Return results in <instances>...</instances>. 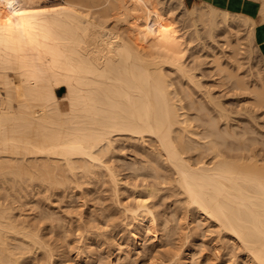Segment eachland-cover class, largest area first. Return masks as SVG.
Segmentation results:
<instances>
[{
    "label": "bare ground",
    "instance_id": "1",
    "mask_svg": "<svg viewBox=\"0 0 264 264\" xmlns=\"http://www.w3.org/2000/svg\"><path fill=\"white\" fill-rule=\"evenodd\" d=\"M61 1L0 0V264H91L110 245L101 225L113 228L120 218L124 232L109 237L126 247L114 250L113 264L131 263L146 234L171 239L170 264H199L193 239L201 222L239 246L244 259L234 264H264V158L244 140H228L234 111L192 72L206 56L195 48L198 27L224 39L238 61L246 39L235 18L245 20L254 42L264 0H248L254 16L185 0L175 8L172 0ZM175 10L191 25H179ZM206 54L264 108V79L250 88L218 53ZM189 110L199 113L195 119ZM235 149L251 155L234 159ZM105 185L114 207L104 196L101 204ZM70 197L79 209L69 210ZM169 198L172 218L180 203L189 206L186 243L176 241L182 218L173 225L168 209L156 210Z\"/></svg>",
    "mask_w": 264,
    "mask_h": 264
},
{
    "label": "rangeland",
    "instance_id": "2",
    "mask_svg": "<svg viewBox=\"0 0 264 264\" xmlns=\"http://www.w3.org/2000/svg\"><path fill=\"white\" fill-rule=\"evenodd\" d=\"M60 1L61 0H49V2L53 3V4L60 3ZM162 1L164 2V1H167V0H162ZM168 1H170V0H168ZM171 2L168 3L169 7L171 6V7L175 8L176 5H177L176 7H178V0L177 1L176 0H172ZM198 3H200V2H198ZM258 3H259V5H261V2L259 0H257V4ZM173 5H175V6H173ZM191 6H193V5H189V7H191ZM175 11H177V10H175ZM175 13H177V14L174 15V18H177L178 14H179V11H177ZM256 16L255 17L257 19L256 18L255 19L260 21V23L257 25V35H256L255 40H254L255 43L249 40L250 33H249V30H248V27H247V23L245 22V20L243 18H241V17H238V16L235 18V20L240 22L239 23L240 27L237 29L238 32H239V36H241V38L243 40L246 39V41H244L245 45L243 46V50L240 51V54L238 55V61L237 60L235 61L233 58L230 57V54L228 53L229 49L225 48V46H224V39H222L221 37H217L215 39H210L207 36L208 34L205 35L207 33L206 29H203V26L200 25L198 28H200L199 34L202 36V38H201V40H199L198 43L195 42L196 44L195 43L194 44H195L196 50L199 51V52L201 51L202 46L205 49V50L203 49L200 52V53L204 52L203 54H199L200 59H201V56H204V54L206 56H204L205 58L203 57L201 59V62L198 59V62H200V66L198 65L197 67H200V68H197L196 66H194V67H196L195 69H199V70L194 71V69H193L192 72H194V74L197 76V78H199L202 81V83L205 84L208 87L209 90H211V93H213L214 97H216L217 99L222 101L229 110L234 111V113L232 114L233 121L231 122V127L229 129L232 132V136L233 137L232 136L228 137V140L230 142H232V144H235V145L238 143V139H239V141L244 140L245 144L247 143V146L250 147L249 149H250L251 152L249 151L248 147L246 146V149L248 150V152H250L252 154V153H255V151H256V154H257V152L259 153V154H257L258 156L260 154L263 155V156L260 155V158H262V157L264 158V108L257 107L255 105H253L251 103L252 101L250 102V100L247 99V96H246L247 94L250 93V92L248 93V90L250 91V89L246 90L244 87H242L243 90H242L241 87L239 89L237 87V86H239V84H237V82L234 80L235 78L233 79L226 72H223V71L220 72L216 68V66H214L215 63L213 61H211L212 58L210 59V57L206 54V53H209V52L218 53V55H219V57H220L222 62L229 63L228 66L232 70L237 71L235 73H237L240 76H243L244 80L247 83L250 82L249 85H248L250 88L251 87L253 88V86L255 85V86L259 87V88L256 87V89L259 90L261 88V86H262L260 84L261 81H259V80H263L264 79V42L261 41V39H262L261 35H264V22L261 21L262 20V16H260V14H258ZM185 18H186L185 16L181 17V18H179V16H178V19L180 20L179 21L177 19L179 21V25L180 24H189V25H191L190 21L186 20ZM97 19H99V17H97ZM177 25H178V23H177ZM204 32H206V33H204ZM196 45L198 47H196ZM198 53L196 55H198ZM208 57H209V60H208ZM187 60H189L188 63H187V65L189 66L190 65L189 62H191L190 61L191 59L188 58ZM196 63L197 62L191 64L192 68H193V65L196 64ZM237 66L239 67L238 69H237ZM170 74H172V73H170ZM226 74H228V75H226ZM228 76H229V78H228ZM170 77L172 78V80L174 82V85L176 83L177 86L175 85V87H178V84H177L178 82L177 81L179 79L175 80V78L177 76L175 77V75H172ZM252 79H255V80L258 79L257 80L258 83H256L257 81L253 82ZM182 81H183V83H185L184 80H182ZM219 81H221V82H219ZM179 82H180V80H179ZM215 84H217L219 86H216ZM250 84H251V86H250ZM263 85H264V82H263ZM262 89H263L262 91H264V87H262ZM64 93H65V89H64L63 93L59 94V96H62ZM194 97L197 100H201L200 99L201 97H200L199 94L194 95ZM203 102H206V101L204 100ZM186 113L189 114L188 117L194 118V119L196 118L194 116H197L199 114L198 112H195V110H193V111L189 110V112H186ZM196 122L197 121H194L191 124L194 125V123H196ZM225 126L226 125H220L219 127H221V129L224 130ZM240 139H242V140H240ZM236 140H237V142L234 143L233 141H236ZM129 146H131V144L127 145V147H129ZM128 151L129 150H125V153L124 152H122V153H124L125 156H126V154L129 153ZM226 151L228 152V150H226ZM235 151L232 150L231 151V153L233 152L232 154L229 153V152L228 153H229V155L231 154L230 155L231 157H233V155H234V157H233L234 159H239V160L242 159L243 154L247 155V153H248V152H246V150H245V152H243L244 149L242 151H241V149H235ZM252 151H254V152H252ZM234 153H238L237 155L239 157H237V155L234 154ZM240 153H243V154H240ZM250 155L248 154L246 157H249ZM129 156L130 155H127L126 157L129 158ZM246 159H244V160H246ZM117 170H118L119 175L124 180H127V179L129 180L130 179L131 175L129 173H131V170L128 169V166H125V165L120 163V165L118 166ZM139 183H141V181H139ZM105 186H106V187H104L105 190L104 189H102V190L106 191V192H103L101 190V197H102L101 199H103L101 201V204L105 203L104 202L105 201L104 197H105L106 200H107V203H110L112 205V207H114L115 206V205H113L114 202H113V204L111 203L113 199L110 197V193H108V191L106 190L108 185H105ZM125 193H124V195H127V196L129 195L128 193L127 194H125ZM71 197L74 198L73 195ZM71 197L69 198V201L67 199V202H69V204H70L69 210H72L74 205L75 206L78 205V204L80 205V202H81L79 200L80 198H78V196L75 195V197H77V199L79 201L74 198L75 199L74 203L77 202L76 204H74L72 202V198ZM124 197H126V196H124ZM130 198L128 199V201L132 200ZM70 200H71V202H70ZM67 202H66L65 205L63 204V208L64 209H65L64 206H66V205H67V208H68L69 204H67ZM94 203H96V200L94 201ZM71 204L72 205L74 204V205L71 206ZM183 204L184 203H180L181 211H180L179 214H174L173 218H172L171 210H172L174 205H172V203L170 202V198L166 199L165 202H163V204H162L163 206L160 205L161 207H157V209H156V210H159V211L166 209V210H164L165 212L169 210L167 214L171 215V216L169 215V217H171L172 221H174V223H171L173 225L175 224V220H174L175 218H177L179 216H180V218H182V220H181V224H182L181 230L178 227V229L180 230L179 231V235L180 236L177 238L178 240H176V241H179V242L183 241L182 240V239H184V238H182L184 236L183 234H186L188 231H190V229H189L190 227L188 226V223H189L190 219L187 216L189 214H191V213L188 211L189 210L188 209L189 206L187 204H185V205H183ZM106 205H109V204H106ZM171 205H172V208L169 207ZM75 206H74V208H75ZM76 208L79 209L78 207H76ZM65 210H67V209H65ZM116 210H117V208H116ZM161 212H163V211H161ZM169 212H171V213H169ZM121 221H122L121 218L119 220H116V225L117 226H114L113 228L112 227L106 228L107 227L106 225H103V226L101 225V228H102L101 229L102 230L101 231L102 239L106 240V241L110 240L109 241L110 243L109 242L108 243L110 244L109 247H111V248H109L107 245H106L107 247L103 246L102 248L103 249L107 248V250L106 249L103 250L101 248L102 249L101 251H103L102 253H100L101 256L99 255L97 257V260H95L94 262L91 259V264H94V263H96V264H113L115 254L116 253H121L122 251H120V250H124L125 249L126 246L123 245V240H122V242L121 241L118 242V240L117 241L115 240L117 242L116 243L115 241L113 242V240L111 241V237H109L110 235H112L111 232H114V233L116 232L115 234H117L118 237H120L122 235L121 233L124 232V231L121 229L122 228ZM200 225L201 226L198 228L197 233L195 234L197 237L194 235L195 238L194 239L192 238L193 240H196V242L194 244V248H196L197 253L199 254L197 256L198 257L200 256V259H199L200 263L198 262L199 264H201V262H202V264H205L204 260L206 262V260H208L209 258H210V262H208L209 264L212 263L211 261H213L214 264H232L233 262L236 261V259H240L241 260V258H243L242 250L239 248V246L237 244H235L233 241H228V240H227V242H224L225 240L221 241V240H223L225 238L224 237L221 238L222 237V236H220L221 232L217 229V227L215 225H212V224L206 223V222H201ZM104 227H105V229H104ZM116 228H118L117 231L119 230V232L116 231ZM119 228L122 230V232H121V230ZM109 232H110V234L108 235ZM160 234H161V232H160ZM72 235L70 236V240L69 241H71V242H69L70 243L69 245H71V246L74 245L72 248H74V247L77 248V246H79L81 243L79 242L78 238L75 237V235H73V236ZM104 236H105V238H103ZM143 238L144 239L141 242L142 245L140 244V246H142V247H140V254L139 255H135L136 257L133 256L132 261H131L132 264H163L164 262H166V264H170L169 262L166 261V253L169 251L170 247H168V246L171 245V243H170L171 239L166 240L167 238H164V239L161 238L160 240H155L151 234H146V236L144 235ZM192 239H190V241H192ZM161 240H162V244L160 243ZM164 240H166V241H164ZM180 243L183 244L182 242H180ZM184 243H186V242H184ZM225 243L227 245H224ZM75 244H77V245L75 246ZM111 244H112V246H111ZM123 247H124V249H123ZM108 248L111 250V252H110V250ZM166 248H168V250ZM90 250H91V247H90ZM114 250H116L115 251L116 253H113ZM165 251H166V253H165ZM224 254H226V255H224ZM227 254H230V255H227ZM233 254H235L236 256L235 255L233 256ZM222 255H223V257H222ZM231 255L233 257H230ZM154 256H157L158 259L154 258ZM202 257H204L205 259L202 258ZM207 257H209V258L207 259ZM32 263H30V264H32ZM131 263H129V264H131ZM33 264H35V262Z\"/></svg>",
    "mask_w": 264,
    "mask_h": 264
},
{
    "label": "crops",
    "instance_id": "3",
    "mask_svg": "<svg viewBox=\"0 0 264 264\" xmlns=\"http://www.w3.org/2000/svg\"><path fill=\"white\" fill-rule=\"evenodd\" d=\"M185 2L187 3V5H194L196 2H207V3H212L216 6H221V7H225V8H239V11L241 10L242 12H249L248 15H255L254 14V10L251 11L250 8L253 6V3L251 1L248 0H185ZM255 37L257 35V27H256V31H255ZM261 41L264 42V35H261ZM64 88H61L59 90H57V94H61L63 93Z\"/></svg>",
    "mask_w": 264,
    "mask_h": 264
}]
</instances>
